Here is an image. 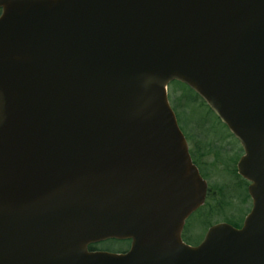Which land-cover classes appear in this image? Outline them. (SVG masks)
I'll list each match as a JSON object with an SVG mask.
<instances>
[{
	"label": "water",
	"instance_id": "water-1",
	"mask_svg": "<svg viewBox=\"0 0 264 264\" xmlns=\"http://www.w3.org/2000/svg\"><path fill=\"white\" fill-rule=\"evenodd\" d=\"M0 264H264V0H0ZM242 146L241 228L186 220L207 182L167 97ZM129 240L125 254L89 251Z\"/></svg>",
	"mask_w": 264,
	"mask_h": 264
},
{
	"label": "rangeland",
	"instance_id": "rangeland-1",
	"mask_svg": "<svg viewBox=\"0 0 264 264\" xmlns=\"http://www.w3.org/2000/svg\"><path fill=\"white\" fill-rule=\"evenodd\" d=\"M170 85L169 98L173 104H178L180 88L176 84ZM183 110L184 108L177 109L179 125L188 138L190 150L194 152L201 171L207 175L210 194L214 197L210 201V214L201 213L205 210L203 208L200 213L193 214L185 224V242L195 244L202 238L210 223L230 221L228 223L238 226L250 209V200L246 197L244 184L235 174L236 162L242 155L238 142L204 106L195 109L190 106L186 115ZM207 220L209 223L205 225L204 221ZM127 246L126 241L110 240L101 247L120 251Z\"/></svg>",
	"mask_w": 264,
	"mask_h": 264
},
{
	"label": "trees",
	"instance_id": "trees-1",
	"mask_svg": "<svg viewBox=\"0 0 264 264\" xmlns=\"http://www.w3.org/2000/svg\"><path fill=\"white\" fill-rule=\"evenodd\" d=\"M176 85H178V87L180 88V92H181V95H180V97L177 99V101H178V104H172V106H173V109H174V111L176 112V114H177V117H179V113L177 112V109L178 108H184V110H183V114H187V112H186V110L188 109V108H190V106L191 107H193V109H195V108H197V107H199V108H201V107H205V104L203 103V101H201L199 98H198V96L197 95H195L191 90H189L186 86H184V85H181V84H176ZM208 110V109H207ZM209 112V111H208ZM210 113V112H209ZM208 114V113H207ZM206 117H207V115L205 116V121H206ZM191 155L193 156V158H194V160H195V162L200 166V164L197 162V158H196V156H195V154H194V152L193 151H191ZM202 174H203V176L205 177V178H207V175H205L203 172H202ZM236 174V173H235ZM237 176V175H236ZM238 177V176H237ZM222 191V190H221ZM211 193V189L209 188V192H208V195H207V201H206V205H205V207H204V209L205 210H203L204 212H201V211H199V213L201 212V213H207V214H210V201H212L213 199H214V197L212 196V194H210ZM212 211H214V210H212ZM199 215V214H198ZM211 216V215H210ZM195 217V216H194ZM210 220V219H209ZM209 220H207V221H204L205 222V225H207V223H209L208 221ZM212 224L210 223V225L209 226H211ZM209 226H207V227H209ZM187 228V227H186ZM102 246V244H96V245H93V246H90L89 247V249L90 250H98V249H107V248H102L101 247Z\"/></svg>",
	"mask_w": 264,
	"mask_h": 264
},
{
	"label": "flooded vegetation",
	"instance_id": "flooded-vegetation-1",
	"mask_svg": "<svg viewBox=\"0 0 264 264\" xmlns=\"http://www.w3.org/2000/svg\"><path fill=\"white\" fill-rule=\"evenodd\" d=\"M240 226L241 225L239 224L238 226H235V227H240ZM128 249H129V246L126 249L121 250V251H116L115 253H126L128 251Z\"/></svg>",
	"mask_w": 264,
	"mask_h": 264
}]
</instances>
